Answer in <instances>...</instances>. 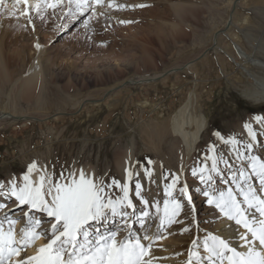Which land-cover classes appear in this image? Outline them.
Segmentation results:
<instances>
[{"label": "rangeland", "instance_id": "1", "mask_svg": "<svg viewBox=\"0 0 264 264\" xmlns=\"http://www.w3.org/2000/svg\"><path fill=\"white\" fill-rule=\"evenodd\" d=\"M65 1L68 4V0ZM112 2L114 5L147 6L118 10L108 8L105 0V5L98 6L97 12L103 11L106 16H93L89 11L80 18L68 16V8H64L50 12L48 21L37 25L41 37L37 34L34 39L15 33L9 35L8 43L1 51L9 79V83L3 85V92L14 85L20 108L15 110V122H0V183L15 181L21 185L22 176L33 162L37 165L33 172L39 176H53L61 184L66 181L63 177H67L73 168H87L98 181L111 184L114 179L119 182L120 187L107 189V194L115 200L124 195L121 188L126 183L128 172L122 170L121 160L128 155V181L132 188L128 198L136 207L132 211L138 215L147 207L140 202L143 199L151 206L146 208L151 216L157 208L163 216L165 200H177L183 207L175 218L179 222L174 225L176 230L187 228L186 236L190 238L193 232L196 233L191 223L194 215L207 212L205 216H210L211 220L206 229H212L223 215L203 196L202 190L210 189L207 183L200 181L201 171L205 176L213 177L212 187L218 190L216 195L219 191L232 189L240 204L243 196L238 185L245 190L251 182L258 189L261 187L259 178L252 175L249 165L250 156H256L259 163H264V129L253 122L257 116L264 118V106L254 107L234 92L235 87H230V93L225 91V87L240 82V77L235 78L234 68L227 58L229 55L239 61L233 44L248 56L261 58L264 53L258 47H264V0ZM1 7L0 17L4 18L10 7L5 4ZM233 8L232 24L225 29ZM84 20L89 21L87 28ZM121 20L132 22L120 23ZM15 21H23L19 12ZM31 30L34 33L32 27ZM220 31L223 34L217 38L219 48L216 49L217 46L211 42ZM173 35L174 39L171 38ZM37 44L40 55L36 50ZM38 56L46 67L41 93L37 92L40 87L35 84L33 95L23 99V85L16 80L25 75ZM169 70L172 71L167 74ZM153 76L157 78L152 83L137 86L126 83ZM120 85L117 91L112 90ZM190 92L196 99V111L200 110L208 126L196 152L183 164L181 146L175 139L164 137L154 148L151 146L152 137H141L137 131L141 126L145 129L146 121L153 120L157 114L167 123V118L173 116L174 110ZM43 100L49 105L42 112H36L34 107ZM89 101H96L97 104H90ZM144 101L150 106L142 108ZM245 124L259 134L251 152L245 147L249 138L244 130L240 131ZM237 125H241L239 130ZM231 140L237 142L234 143V153L223 144ZM237 151L241 153L239 159ZM221 158L227 161V165L221 162ZM213 161L217 163L215 172L212 171ZM44 169L46 173L42 171ZM241 170L248 178L247 184L239 178ZM194 171L197 173L195 176ZM233 175L237 176L235 182ZM136 183L141 184L140 196L136 195ZM185 187L195 201L193 205H188L180 194V189ZM256 192L264 193L260 190ZM7 206L0 210V214L9 209L20 211ZM193 207L195 211H191ZM117 218L114 222L110 221L113 229L117 227L114 226ZM4 225L8 227L7 223ZM19 225L20 222H15L12 229L19 231ZM161 228L163 232L170 227L165 224ZM37 230H42V225ZM150 232L152 235L151 228ZM144 234L145 231L143 233L140 228L137 235L142 237ZM198 234L206 237L208 232ZM160 237L153 245L166 247L170 244L169 238ZM40 238L42 242L45 239ZM40 238L34 241V245ZM199 239L195 246L191 243L190 248L198 247L203 251L204 239ZM34 245L26 250L27 255H34L30 253Z\"/></svg>", "mask_w": 264, "mask_h": 264}, {"label": "snow or ice", "instance_id": "2", "mask_svg": "<svg viewBox=\"0 0 264 264\" xmlns=\"http://www.w3.org/2000/svg\"><path fill=\"white\" fill-rule=\"evenodd\" d=\"M64 0H35L30 4L29 0H11L13 12L16 16L28 17L27 23L33 24L31 13L44 19V12L47 9L55 11L63 4ZM6 0H0V5H4ZM23 5V11H19L18 6ZM105 0H68L67 15L70 17H83L91 11L93 16H106L107 13L97 12V7H103ZM147 5H124L113 4L112 0H107V7L124 9L127 7H146ZM120 23H131L132 21L121 20ZM85 28L89 21H83ZM37 49L40 47L36 45ZM255 119L264 123V118L259 116ZM249 142L245 145L251 152L258 140V133L253 131L250 125L245 124ZM228 143H237L235 140ZM239 159L241 153L237 151ZM252 175L259 178L260 191H264V163H259L256 156H250ZM221 162L227 165V161L221 158ZM35 162L27 167L26 174L22 176L23 183L18 185L15 181L0 183V208H5L13 199L17 202L16 207L23 212L26 219L25 226L22 227L20 238L17 239L13 233L12 225L15 219H10L14 209L6 212L3 219H0V264H155L161 259L152 254L153 242L160 239L159 235L152 236L145 231L141 237L132 232L133 224L138 223L141 229H145V218L149 216L147 211H141L137 216L133 209L132 200L128 198V184L124 183L121 191L123 197L113 200L108 194L107 189L113 186L120 187L119 182L112 180L111 184H106L104 180L96 182L94 179L87 178L83 170L76 174L69 172L66 180L61 184L53 176L42 174L37 182L30 179V174L36 169ZM46 173V169L42 170ZM212 171H217V163L213 161ZM197 173L194 171L193 175ZM239 178L247 184V177L241 170ZM233 182L237 176L233 175ZM200 181L207 183L210 190H202V194L207 198L209 205H214L227 221H234L236 225L242 226L246 232L240 234L243 242L241 247H246V251H238L227 237L214 235L208 232L204 239L203 249L206 256L202 261L206 264H264V198H259L255 190L249 186L246 190L238 185L239 191L243 196V202L247 206L244 208L237 201L232 189L219 191L212 187L213 177L205 176L203 171L200 173ZM169 187H172L170 185ZM136 195L140 196L141 184L136 183ZM46 189V190H45ZM180 194L187 200L188 205H193V198L189 196L187 188H181ZM142 204L147 205V201L141 200ZM171 204V207L169 206ZM24 207L28 211H24ZM183 205L177 201L165 200L164 215L160 217V226L165 223L171 225L178 223L175 219ZM254 209L259 213L261 219L257 220L255 214L249 216V211ZM157 211L159 209L157 208ZM191 211H195L193 207ZM46 215V221L36 219L33 213ZM120 217L123 227L129 229V234L123 240H117V232L111 231L110 221ZM129 221H132L131 223ZM7 222L8 229L5 231L4 223ZM48 223L50 228L37 231L43 223ZM208 223V221H205ZM183 231H188L184 228ZM250 233V237L247 235ZM40 237L47 238V243L36 249L35 255H27L26 249L34 245V241ZM143 241V242H142ZM258 241L259 249L253 246V242ZM147 242V243H144ZM193 245L197 241L192 242ZM197 256L195 251L189 250L188 264H193V257Z\"/></svg>", "mask_w": 264, "mask_h": 264}, {"label": "bare ground", "instance_id": "3", "mask_svg": "<svg viewBox=\"0 0 264 264\" xmlns=\"http://www.w3.org/2000/svg\"><path fill=\"white\" fill-rule=\"evenodd\" d=\"M29 2H30V4H34L35 0H29ZM5 5L9 6L10 9H9L7 15H4V18L0 17V26H1L0 27V98H2L1 102H0V122H2L4 120H7V121L10 120V121L15 122L16 120L14 118V115L17 114L15 110H16V108H20L19 104H18L19 102H17L19 100V98L16 95V93H14V88H15L14 85L12 86L11 89L7 90L6 92H3V85L5 83H9V79H8V75H7L6 65L2 61L1 51L4 48V45H6L8 43V37L11 33H15L16 35L21 34L24 36V38L33 37V39H34L35 34H37V37H41L42 34H41V31L37 29L38 28L37 25H40L42 22H47L49 19V16H50V12H55L57 10H64V8H67V4H66V1L64 0L63 4L60 7H58L55 11H53L52 9H47L43 14L44 15L43 20H41L40 17L36 16L35 13L32 12L31 13V18L33 21L32 25H29L27 23L28 17H24V16H22V19H23L22 22L15 21L16 16L12 15L13 7H12L11 0H6ZM23 7H24L23 5H19L18 6L19 11H23ZM1 8L2 7L0 5V10H1ZM233 11H234V8L232 9V12L229 14V18H227V20H226L225 29H228V26H230V24H232L231 15H232ZM1 14L2 13H0V16H2ZM6 16H7V18H6ZM31 27L34 29V33L32 32ZM221 34H223L222 31L216 33L213 36L211 44L216 45L217 46L216 49L219 48V44L217 43V38ZM171 38L174 39V35ZM258 47L261 48L260 50L264 51V47H261V46H258ZM36 50H37L38 55H40L41 54L40 49L39 48L37 49V47H36ZM233 50H234L237 58L239 59L238 62L235 58H233V57L231 58V56H229V55L228 56L226 55V56L234 68V72L236 74L235 78L240 77V82L237 84L230 83L229 82L230 79H229L227 81L228 83H230L229 88H227L228 85H226L225 91L228 92L230 87L233 86V87H235L234 92H237L238 96L240 98H242L244 101H246L247 103H249L250 105H252L254 107H263L264 106V56H263L264 53L263 54L260 53L261 56L259 55L263 59V61H261V58H257V55H256V57H255V55L254 56L246 55L241 50V48H239L235 44H233ZM255 54H256V52H255ZM45 69H46V67H45L44 63H42V61L39 59V56H38L29 65L28 69L25 72V75L22 78L16 80V83L23 85V93H22L23 99L26 97H31L33 95L32 87L35 84L39 85L40 88L37 90V92L41 93L39 91L41 90V85L43 83L42 77H43V74L45 73ZM179 70H182V69H179ZM171 71L169 70L167 72V74H170ZM260 72L262 74H260ZM156 78H157V76H153L151 78L142 79V80H138V81L128 80L126 83H128L127 85L130 84V85L137 86V85L152 83L156 80ZM229 78H231V77H229ZM235 78H234V80H235ZM11 83H13V82H11ZM121 86L122 85H120L119 87L114 88L112 90L117 91L118 89H120ZM228 93H230V92H228ZM235 95H236V93H235ZM237 99H239V98H237ZM80 102H82V101H80ZM80 102L77 104V106H79ZM95 102L96 101H89L90 104H97ZM64 104H66V103H64ZM48 105H49V103L45 102L43 100L39 104H36V106L34 107V110L36 112L40 113L43 110H45V108ZM141 105H143L142 108H146V107L150 106V104L147 103V101L142 102ZM176 109L177 110H174L173 116L172 117L169 116L167 118V123H166V119H164L163 117H161V115H159V114H157V112H155L157 115H155L153 117L154 118L153 120L150 119L149 122L146 121L145 129H144V126L143 127L141 126L143 128V130L141 127H140L141 129L139 128V130L137 128H135V129L138 130L137 132L139 133V135L141 137H152L153 142L151 143V146L154 148L156 147L155 145L157 143H159L164 137H169V139H173V140L175 139L177 144H180V146H181L180 149H181L182 155H183L182 163L185 164L186 162H188L190 160L191 156L196 152V149L200 143V139L202 138L201 136L203 135L204 130L207 129L208 123H207V119L200 112V110L196 111V99L194 100L193 92H190L189 95L187 96V98L184 100V102L179 107H177ZM39 113H37V114H39ZM253 122L259 128L264 129L263 123L258 122L256 119L253 120ZM136 124H138V123H136ZM141 125H142V122H141ZM138 126H139V124H138ZM240 126L237 125L238 130H239ZM243 130L246 133V136L248 137L247 130H245L244 128L240 129V131H243ZM233 136H234V134H233ZM244 136H245V134H244ZM223 144H225L227 146L226 148H228L230 150V152L234 153V144L233 143H228V141H226ZM172 160H173V158H172ZM121 161H122V170L128 172V175L125 178V181L128 184V193L130 195V194H132V188L129 185L130 182L128 181L129 170H130V157L127 155ZM86 167H90V166H86ZM241 167H244L243 163H241ZM90 168H92V167H90ZM80 171L81 170L79 168H76V169L73 168V170L71 172L75 173L76 174L75 178L78 179ZM83 172L85 173V176L87 178L94 179L96 182H99L98 179L96 180L94 178V174L92 173V171L90 169L85 168V170H83ZM38 178H39V175L37 172H32L30 174V179L33 182H37ZM65 182L66 181H64V183ZM22 183H23V180H22ZM250 186L252 187V184ZM253 188L255 190V194L257 197L264 198V193H262V192L257 193L256 191H258L259 189L254 185H253ZM16 203L17 202L13 199L12 204L9 207L7 206V208H16ZM193 203H195V201ZM241 206L244 208H247V206L244 204V202L241 203ZM147 207H148V209L151 208V206L148 204H147ZM146 208H144L143 211H147L149 213V216L145 218V229H142L143 233H144V231H147V233L149 235H151V232L149 233V229L151 228V231L153 232V234H152L153 236H156V235L164 236V237L169 238L171 240L170 244L167 245L166 247L153 245V248L151 250L153 256L161 258V259L155 261V264H188V259H189L188 258V252H189V250L195 251L197 253V256L193 257V264H206V261L201 260L202 257L206 256V253L204 252V250L202 251L198 247L197 248L195 247L197 250L194 247L190 248L191 243L194 240L197 241L198 238H200L199 241H202V239H205V237H201L203 235L198 234V232L203 233L206 231L207 232L211 231L212 234H214V235H220L222 237H227L229 239L230 243L237 247L238 251H246V247H241L243 242L239 238L240 234L245 233L246 230L242 226L236 225L234 221H231V222L227 221L223 215L220 216L219 220L216 222V224L214 225V227L212 229H206L205 228V226L207 225V223H205V221L211 220L210 216H205V214H207L206 211H204L200 215H194V219H192L191 223L194 224L193 229H196V233L193 232L191 234L190 238H187L186 232L183 231V229L176 230L177 227H176V225H174V223L171 225L165 223V224H167V227H170V228L168 231L162 232L163 228H161V226H160V217H162V215H161L162 212L160 210H159V212L156 211L151 216L150 212ZM152 210H153V208H152ZM155 210H157V209H155ZM24 211H28V208L24 207ZM248 211H249V216H251L252 214H255V217L257 220L261 219V217L259 216V213H255L254 209H251ZM7 212H9V211H7ZM129 212H132V209H129ZM2 215H5V213L0 214V218L4 217ZM33 215L36 219H41L42 216L45 219V221L48 219L46 217V215H44V214L34 212ZM15 218H19V219H15ZM10 219H15L16 222H20V224H21V225H19L21 227H18L19 231H17L16 229L13 230L15 237L17 239H19L21 229L26 224V219L24 217V214L18 210H14L10 215ZM120 221H121V218L118 217L117 220H115L116 224L114 226H116L117 223H119ZM112 222H114V220H112ZM129 222L131 223L132 221H129ZM22 224H23V226H22ZM122 225H123V222H122L121 226ZM5 226L6 225H4V229H5V231H7L8 227H5ZM182 226H184V225L182 224ZM47 228H50V225L46 222L43 223L42 224V230L47 229ZM110 229L114 230V231L117 230V228L113 229L112 226H110ZM42 230H37V231H42ZM204 230H206V231H204ZM137 231H138V229H137ZM116 232H117V236H116L117 240H123L129 234V231H127V228L124 229V227H123V229H120V231L117 230ZM132 232L134 235H137L135 229ZM177 232H178V234H176ZM247 235L250 237L251 234L248 233ZM162 242H165V241H162ZM46 243H47V238H45L43 240V242L40 238V241H37V243L34 245V248L30 249V253L35 255L36 249L39 248L40 246L46 244ZM144 243H147V242H144ZM30 246H32V245H30ZM30 246L27 249H29ZM253 246L257 247L258 250H261V249H259L258 241L253 242Z\"/></svg>", "mask_w": 264, "mask_h": 264}]
</instances>
